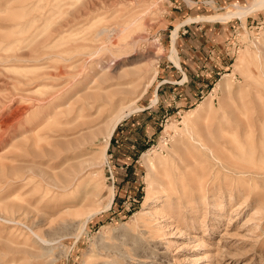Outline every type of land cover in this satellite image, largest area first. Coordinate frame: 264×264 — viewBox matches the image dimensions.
Listing matches in <instances>:
<instances>
[{
    "label": "rangeland",
    "instance_id": "374dc122",
    "mask_svg": "<svg viewBox=\"0 0 264 264\" xmlns=\"http://www.w3.org/2000/svg\"><path fill=\"white\" fill-rule=\"evenodd\" d=\"M249 1L0 0V215L13 218L0 219V264H264V7L211 18ZM135 18L114 38L137 40L131 56L102 53L116 76L75 79L95 33ZM131 103L105 162L102 130ZM91 155L99 196L44 180ZM92 204L101 210L84 225L74 213Z\"/></svg>",
    "mask_w": 264,
    "mask_h": 264
},
{
    "label": "bare ground",
    "instance_id": "6f19581e",
    "mask_svg": "<svg viewBox=\"0 0 264 264\" xmlns=\"http://www.w3.org/2000/svg\"><path fill=\"white\" fill-rule=\"evenodd\" d=\"M262 7H264V0H250L247 4H244V5L237 4L235 10H230L226 13L217 14V15L212 16L211 18L221 19V20H226V19H229L231 17H241L242 18V17L248 15L249 13L253 12L254 10L262 8ZM136 21H137L136 18L132 19L127 25H124V26H121V25L114 26V27L102 26L94 35V37L99 40L98 45L94 44V49L87 54L88 57L85 59V62L82 63L81 70L76 74L75 79L81 77L84 72H87L86 76H85L86 78L91 73L101 76L103 81H107L109 78H114V76H116V75L115 74L111 75V73L109 72L111 70L112 66L109 63L110 61H108V58H110V56L116 57L119 54L126 57V58H129L131 56V54L129 53L130 49L131 48L135 49L136 45H137V40L130 41V40H126L125 38L119 37V42H114L115 41L114 38L116 35L120 36V34H119L120 32L128 31L129 28ZM178 30H179V26H177L176 29L174 30V37L178 33ZM83 49H86V48H82L80 50H83ZM103 52H108L110 56L109 57L107 55L104 56V54H102ZM81 53H84V52L82 51ZM108 53H106V54H108ZM175 55H176V49L174 46L172 49L171 58L176 60ZM118 57L121 58V56H118ZM70 58H72V56ZM70 58H66V59H70ZM144 58H145V56L142 54L136 55L132 59V61H130V62H132L131 64H134V62H140L141 60H144ZM243 58H244V55L240 59H243ZM176 63L178 64V61H176ZM68 66L70 67L72 65H68ZM115 69H116V67H115ZM133 72L134 73H140V77L142 76L141 75L142 70H140V69L135 70ZM263 76H264V74H263ZM71 77H73V76H71ZM83 80H81L79 82V84L82 83ZM132 81L126 82V84H133ZM149 84L146 85L145 88L141 91V93L136 97L137 100L139 98H141V96L147 91ZM230 86H231V81L229 78H227V76H225L224 79L220 80V82H219V87L222 90L228 89V88H230ZM121 90H123L126 93L132 92V89L130 91V88H123ZM100 95H101V97L106 96L104 93H102ZM231 108H233V110H234L233 106H231ZM24 109H23V111H25ZM134 110H135V108L132 107V103L127 104V105L120 104L119 108L118 107L116 108L115 114L108 120V122L104 126V129L102 130V134L104 136L103 137L104 142L100 147V156L105 162L107 161V155H108L107 150L110 146V142H111V139H112V136H113L115 130L117 129V127L121 123V121L124 118H126L127 116H129L131 113H133ZM85 141L81 142V145H83L84 149L88 148V146H89L86 144ZM76 145H77V143H76ZM205 145L207 146L208 149L215 151V149L213 148L212 145H208L206 143H205ZM215 157L217 159V162H219L222 167H224L228 170H231L232 172L234 171L236 173H240L242 176H246L245 175L246 173H248V174H259L260 173L256 169L241 170V169H235L233 167H229V165L224 164L222 157H220L219 155H216ZM96 163H97V159L93 155L89 156L88 158L82 159L79 163H76L72 166V168L70 169L71 172H70L69 177L63 181H60L54 177L52 178L51 176H47L44 173H42V175H43L44 180H46L47 183L49 184V186H51V187H56V188L60 187L64 191H66V192L69 191V193L70 192L72 193V192H76V191L81 190L83 185L85 188L89 186L88 191L85 192V195H84L85 198L88 197L89 195L96 197V196L100 195V189L98 188L99 186L96 185L95 183H91L89 180H92V178L88 177V175H87L88 166H92V165L97 166V165H95ZM31 171H32V169H31ZM204 171H205V169H204ZM10 179H12V178H10ZM166 185H169V184H166ZM166 188H168V187H166ZM168 189H170V188H168ZM196 189L197 190H204V189L206 190V188L204 187V185L201 182L196 186ZM114 196H115L114 188L110 187V191L106 195L107 204L105 205L104 209H107L112 205ZM20 204H22V203H20ZM88 205H90V204H88ZM99 210H101V208H98V206H94V204H92L91 206L86 207L85 209H82L81 211H77V212L75 211L74 214H76L77 216H83L84 217V225H85L89 221V219L92 216H94ZM0 219L13 220V218H5L2 215H0ZM27 227L29 228L31 234L34 236L36 241L41 242V245H47L48 246L50 244V242H51L50 238H46L40 231L34 230V228L31 226H27ZM33 254L35 256L42 255L40 253L37 254L36 252H33Z\"/></svg>",
    "mask_w": 264,
    "mask_h": 264
},
{
    "label": "crops",
    "instance_id": "0c3cea01",
    "mask_svg": "<svg viewBox=\"0 0 264 264\" xmlns=\"http://www.w3.org/2000/svg\"><path fill=\"white\" fill-rule=\"evenodd\" d=\"M181 64H180V68L179 67H177L179 70L181 69ZM185 79H187L186 81L187 82H189L190 81V79H189V76H188V74H185L184 73V75H183V77H181L180 79H176L175 81H172V82H174V83H182L181 81H185ZM158 94V93H157ZM127 128H124V127H121L120 128V130H119V134L120 133H125ZM142 136H140V140H141V142H137V143H135V144H133V149H135V148H139V149H141L142 148V146L141 145H143V140H144V138H141ZM117 141H118V139H115V144L114 145H116V143H117ZM116 146H119V145H116ZM138 149V150H139Z\"/></svg>",
    "mask_w": 264,
    "mask_h": 264
}]
</instances>
